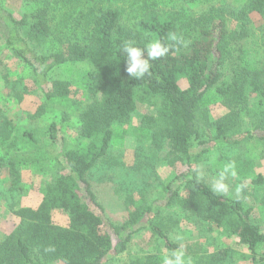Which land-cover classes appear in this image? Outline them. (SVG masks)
Wrapping results in <instances>:
<instances>
[{"label": "trees", "instance_id": "obj_1", "mask_svg": "<svg viewBox=\"0 0 264 264\" xmlns=\"http://www.w3.org/2000/svg\"><path fill=\"white\" fill-rule=\"evenodd\" d=\"M24 1L37 3V8L20 19L0 2L4 37L0 53L8 51L49 102L71 94L69 82L50 79L54 69L68 63L88 65V100H72L78 132L87 145H64L53 156L50 146L59 142L55 123L48 128L52 145H47L32 129L15 135L11 121L0 122V149L5 153L0 162L8 168L13 189H21L20 166L43 170L55 160L58 172L45 184L36 208L9 206L20 223L0 243V264H110L145 231L161 239L170 253L179 249L186 256L198 257L200 264H216L220 258L208 255L204 243L191 241L182 246L169 239L180 227L179 217L169 212L178 206L187 222L208 226L209 231L214 227L227 230L247 246L254 264H264V257H256L264 245V232L253 218L252 207L242 196L213 194L211 187L197 180L199 167L219 146L238 148L253 139L264 142V65H251L245 46L253 32L251 15L257 13L264 19V0H246L238 8L206 9H200L199 0H165L167 9L149 6L129 21L124 11L98 8L91 0L68 18L62 30L52 26L51 0ZM153 40L167 46L168 54L149 61L150 74L130 77L122 46L130 42L146 49ZM230 60L234 65L231 80L216 92L230 112L215 123L213 135L203 139L201 124L208 119L199 114L208 93L221 84ZM251 95L261 98L258 106H251ZM139 105L154 111L142 123L151 131L154 153L168 147L172 162H183L186 170L174 176L162 198L150 203L135 201L126 190L124 195L116 191L128 212L116 223L108 216L90 175L108 156L115 127L127 125ZM262 181L260 177L255 182L261 185ZM54 212L65 213L68 225L57 226ZM128 261L162 264L156 257L139 255H129Z\"/></svg>", "mask_w": 264, "mask_h": 264}, {"label": "rangeland", "instance_id": "obj_2", "mask_svg": "<svg viewBox=\"0 0 264 264\" xmlns=\"http://www.w3.org/2000/svg\"><path fill=\"white\" fill-rule=\"evenodd\" d=\"M91 0H51L50 20L52 26L62 30L64 23L78 8L87 7ZM98 8H115L125 12L127 21L140 17L143 9L155 7L167 9L165 0H92ZM200 9L230 5L233 8L242 6L246 0H199ZM5 9L15 18L33 12L37 3H27L24 0H0ZM91 5V4H90ZM169 6V5H168ZM84 11H87L85 8ZM75 17V16H73ZM252 18V36L245 43L247 56L251 65H264V19L254 13ZM57 26V27H56ZM231 28L233 26L231 25ZM0 44L4 46V37L0 31ZM0 122L7 118L15 128V135L32 129L38 138L47 145H52L48 128L55 123L58 126L59 142L50 146L53 156L61 152L64 145L84 147L87 141L81 138L78 129L80 124L73 110L72 100H88L89 67L85 63H68L54 69L50 74L52 81L69 82L71 94L68 98H58L49 102L42 90L29 77L28 71L15 61L8 51L0 53ZM232 65V66H231ZM232 60L224 68V77L220 85L212 89L204 100L200 117L208 119L201 124L203 139L214 133L215 123L229 114L230 110L216 93L218 88L227 87L231 80ZM8 81H5V76ZM27 87V90L24 89ZM261 98L251 95L250 104L258 106ZM41 112L39 115L38 113ZM154 114L146 105H139L136 113L127 125L115 127V137L111 150L104 161L94 169L90 181L94 190L103 202L108 216L116 223L122 222L127 216L126 204L116 191L124 195V190L131 193L135 201L149 203L162 198L165 187L174 176L186 170L183 162L173 163L169 158V148L164 147L156 155L154 153L151 131L143 126V118ZM38 115V116H37ZM5 155L0 149V159ZM152 155H155L152 157ZM52 156V158H53ZM146 157V158H145ZM5 158V157H3ZM8 158L5 160L7 161ZM234 162L235 176H229L225 181L229 185L230 197L242 196L246 205L252 207L253 218L261 225L264 232V142L256 139L243 143L238 148L219 146L209 154L207 161L198 169L199 180L211 187L212 181L224 166ZM55 160L47 162L40 170L37 166L23 165L19 167L21 175L20 190L12 187V178L8 168L0 162V243L14 231L20 223L9 206L15 203L18 207L36 208L42 200L43 188L58 172ZM262 178V184L255 181ZM144 196V197H143ZM184 198H186L184 194ZM179 217V230L169 235L172 243L183 246L185 242L200 241L209 254H216V264H254V258L247 246L240 245L237 237L225 229L214 227L209 231L200 228L194 222L186 221V214L178 206L170 211ZM53 221L57 226L68 225V217L63 212H54ZM183 251V250H182ZM129 255L140 257H156L163 264V259L171 253L164 247L162 240L148 231L138 234L130 243L128 251L114 259L110 264H128ZM257 259L264 257V245L258 250ZM185 264H200L198 257L186 256Z\"/></svg>", "mask_w": 264, "mask_h": 264}, {"label": "clouds", "instance_id": "obj_3", "mask_svg": "<svg viewBox=\"0 0 264 264\" xmlns=\"http://www.w3.org/2000/svg\"><path fill=\"white\" fill-rule=\"evenodd\" d=\"M171 39L175 41L177 38L173 34ZM122 52L125 55L126 72L130 77L137 79L143 78L146 74H150V60L154 61L168 54L169 48L160 40H153L148 43L146 49H141L128 42L122 46ZM146 52V55H145ZM235 163L231 162L224 166L220 171L218 178L213 179L210 191L216 195H225L229 192V185L225 183L229 176H235ZM200 175L197 174L199 181ZM163 264H185L184 252L177 249L170 256L163 259Z\"/></svg>", "mask_w": 264, "mask_h": 264}]
</instances>
